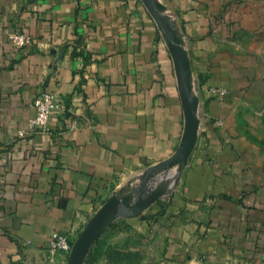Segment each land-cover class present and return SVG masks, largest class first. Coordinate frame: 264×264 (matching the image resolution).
Here are the masks:
<instances>
[{"label":"crops","instance_id":"crops-1","mask_svg":"<svg viewBox=\"0 0 264 264\" xmlns=\"http://www.w3.org/2000/svg\"><path fill=\"white\" fill-rule=\"evenodd\" d=\"M160 1L185 43L195 144L170 197L104 227L83 264H264V152L241 112L264 104V0ZM10 29L32 42L17 51ZM41 88L62 103L52 133L19 138ZM186 125L145 0H0V264H67L51 234L73 245L111 187L170 157Z\"/></svg>","mask_w":264,"mask_h":264},{"label":"water","instance_id":"water-1","mask_svg":"<svg viewBox=\"0 0 264 264\" xmlns=\"http://www.w3.org/2000/svg\"><path fill=\"white\" fill-rule=\"evenodd\" d=\"M148 9L158 20L161 27H164L162 21V15L157 10L153 1L145 0ZM152 2V3H151ZM163 29V28H162ZM164 33L168 39L171 50L173 51L174 57L177 62V66L180 73L181 83L184 89L185 96L187 98V125L183 138L178 145L175 152L167 159L160 162V166L172 165L177 162H181V167L185 166L190 153L193 150L195 140L197 137L198 121L195 116V107L197 100L190 99L191 95V81L189 75L190 64L186 60L183 49L178 45V38L172 35L170 32L167 33V28L164 27ZM182 171V169H181ZM179 177V176H178ZM178 178L171 183L170 188L174 187ZM117 199H119L124 207V216H138L142 214L146 208L154 201L153 195L143 194L138 200L129 202L127 196H117L114 194L111 196L89 219L80 235L73 243L67 264H83L85 257L89 253L93 243L100 235L101 231L108 222L110 214L114 211L117 205Z\"/></svg>","mask_w":264,"mask_h":264},{"label":"rangeland","instance_id":"rangeland-1","mask_svg":"<svg viewBox=\"0 0 264 264\" xmlns=\"http://www.w3.org/2000/svg\"><path fill=\"white\" fill-rule=\"evenodd\" d=\"M150 1H153V4H155L157 10L161 13L162 21L164 22V27L167 28V33L170 32L172 35H175L178 38V45L182 49H184L185 43L182 40L180 33L178 34V32L174 30V25L172 24L173 21L171 20V17H174L173 11L168 9L162 11L165 6L164 3L161 2L160 0H150ZM164 27H162L163 31H164ZM190 90H191L190 99L192 101L196 99V94L194 93L193 88H191ZM241 112L247 113L248 115H254L257 117V119L255 118L254 119L255 121L252 122L250 129H252L255 133V134L253 133V137H252L253 141H255L256 144L260 146L264 152V104L255 105L253 107H243ZM184 168L185 166L181 167V162H177L172 165H164V166H160V162H159V163L151 164L144 169L123 175V177H121L119 181L111 187L109 198L114 194H117V196L125 195L127 196L129 202H133L138 200L143 194L146 195L149 193L150 195H153V197L155 198L154 199L155 203L163 202L164 200L168 199L172 191L175 188H177L183 176ZM181 169H182V173L180 171ZM178 171H180L181 175L180 177H178V181L176 182L175 186L170 188L171 183H173V178H171V175L173 173H178ZM123 209L124 207L121 201L117 199V205L113 213L111 214L110 219H108V222L105 225V227L110 225L112 221L116 220L117 218L121 220L119 222L114 223L115 227L123 228L127 226L125 220L122 219V217L124 216V214L122 213ZM120 232H123V230H120ZM115 235H118V233ZM90 256L91 257H89L88 261H92L100 257V255H98L97 252L92 253Z\"/></svg>","mask_w":264,"mask_h":264},{"label":"built area","instance_id":"built-area-1","mask_svg":"<svg viewBox=\"0 0 264 264\" xmlns=\"http://www.w3.org/2000/svg\"><path fill=\"white\" fill-rule=\"evenodd\" d=\"M7 39L17 51H20L32 42L31 35L20 29H10L7 32ZM33 105L36 108V114L29 119V127L27 129L18 131L17 136L19 138H25L28 135L37 133H52L50 124L51 115L53 110L59 108L62 103L57 102L50 92L41 88L33 101ZM75 127L76 124L73 123L71 128ZM72 246V241L68 234L62 231H54L51 234L48 244L50 251L69 253Z\"/></svg>","mask_w":264,"mask_h":264},{"label":"bare ground","instance_id":"bare-ground-1","mask_svg":"<svg viewBox=\"0 0 264 264\" xmlns=\"http://www.w3.org/2000/svg\"><path fill=\"white\" fill-rule=\"evenodd\" d=\"M170 175V174H169ZM180 175V171H178V173H173L172 175H171V178H173V182H174V180H176L177 178H178V176ZM113 213V212H112ZM111 213V214H112ZM111 214H110V216H111ZM110 216H109V219H110Z\"/></svg>","mask_w":264,"mask_h":264}]
</instances>
